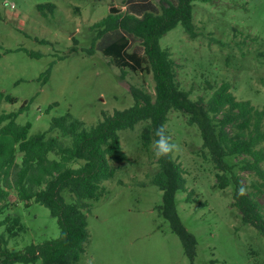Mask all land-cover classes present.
<instances>
[{"label": "rangeland", "instance_id": "obj_1", "mask_svg": "<svg viewBox=\"0 0 264 264\" xmlns=\"http://www.w3.org/2000/svg\"><path fill=\"white\" fill-rule=\"evenodd\" d=\"M150 1L159 11L161 0ZM44 4L54 8L41 13L37 6ZM193 4L198 36L189 38L179 24L160 40L175 62L179 88L196 101L208 99L227 82L236 100L264 110V0ZM110 5L111 0H0V91L16 100L1 102L0 112L18 113L26 103L15 121L29 125V136L47 131L51 119L66 114L90 127L103 114L131 107L132 87L154 97V81L137 39L125 33V52L136 62L126 57L120 64L97 49L99 40L93 42L91 27L110 14ZM187 121L185 114L170 111L165 126L180 146L173 159L184 172L186 192L175 193L174 208L196 241L193 261L162 215L163 193L151 183L157 157L153 144L142 146L147 122H139L119 132L127 159L111 163L113 176L103 183L106 193L86 214L89 240L79 264H264V237L242 224L232 206V186L217 188L220 172L202 148L199 130ZM59 140L70 143L69 138ZM234 171L247 192H253L258 178L238 167ZM62 196L68 202V195ZM258 199L264 204L263 195ZM10 202L14 205L15 198ZM6 214L18 217L25 229L9 241L10 252L59 235L56 219L39 204H17Z\"/></svg>", "mask_w": 264, "mask_h": 264}, {"label": "trees", "instance_id": "obj_2", "mask_svg": "<svg viewBox=\"0 0 264 264\" xmlns=\"http://www.w3.org/2000/svg\"><path fill=\"white\" fill-rule=\"evenodd\" d=\"M194 1L197 0H161L158 13L145 12L141 18L110 13L91 27L96 31L93 42L99 40L100 48L116 59V64L126 57L136 62L125 52L126 34L139 41L154 81V97L132 87L134 103L127 109L103 114L90 127L66 114L51 119L47 131L32 136L28 124L21 126L15 121L26 103L18 113L0 112V216L17 204L27 208L35 203L48 209L59 229L55 239L10 252L9 241L25 229L18 217L6 214L0 220V264H79L89 240L86 214L92 203L106 193L103 183L113 176L111 163L127 159L119 132L147 122L140 136L142 146L147 148L157 139L154 130L166 125L170 111L185 114L188 124L197 127L202 148L220 172L216 174L217 188L232 186V206L238 210L242 224L264 237V204L258 199L264 196V110L236 100L227 82L220 84L208 99L191 100L190 93L178 86L175 62L160 46L163 35L179 24L189 38L198 36L192 16ZM53 8L52 4L37 6L41 13ZM114 30L123 32H110ZM3 101L16 102L0 91V104ZM53 132L60 138H69V145L50 135ZM228 158L238 161L230 164ZM157 166L151 183L163 193L162 215L179 238L185 255L193 261L196 241L181 226L174 208L175 193L186 192L184 172L173 154L157 158ZM236 167L258 178L259 182L251 186L253 192H247L234 171ZM241 188L245 189L244 195L239 194ZM65 193L68 202L62 196ZM10 197L15 198L14 205Z\"/></svg>", "mask_w": 264, "mask_h": 264}, {"label": "crops", "instance_id": "obj_3", "mask_svg": "<svg viewBox=\"0 0 264 264\" xmlns=\"http://www.w3.org/2000/svg\"><path fill=\"white\" fill-rule=\"evenodd\" d=\"M115 0H111V5L109 7V12L113 14H130L137 18H141V16L145 12H153L158 13L154 8V4L150 0H121L120 3L114 2ZM110 32H123L121 30H114ZM99 46V42L97 44V49Z\"/></svg>", "mask_w": 264, "mask_h": 264}, {"label": "clouds", "instance_id": "obj_4", "mask_svg": "<svg viewBox=\"0 0 264 264\" xmlns=\"http://www.w3.org/2000/svg\"><path fill=\"white\" fill-rule=\"evenodd\" d=\"M154 135L157 137L153 142V154L157 158H165L178 152L180 146L171 141V137L168 135L167 128L164 124L154 130ZM240 195L245 194V189L241 188L239 190Z\"/></svg>", "mask_w": 264, "mask_h": 264}]
</instances>
